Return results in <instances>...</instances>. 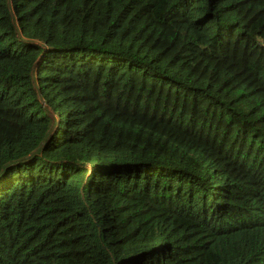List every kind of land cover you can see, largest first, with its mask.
<instances>
[{"label": "trees", "instance_id": "trees-1", "mask_svg": "<svg viewBox=\"0 0 264 264\" xmlns=\"http://www.w3.org/2000/svg\"><path fill=\"white\" fill-rule=\"evenodd\" d=\"M0 264H264V0H0Z\"/></svg>", "mask_w": 264, "mask_h": 264}]
</instances>
